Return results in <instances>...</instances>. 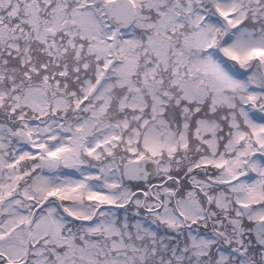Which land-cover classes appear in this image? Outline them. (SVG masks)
Here are the masks:
<instances>
[{"label": "snow or ice", "instance_id": "1", "mask_svg": "<svg viewBox=\"0 0 264 264\" xmlns=\"http://www.w3.org/2000/svg\"><path fill=\"white\" fill-rule=\"evenodd\" d=\"M0 264H264V0H0Z\"/></svg>", "mask_w": 264, "mask_h": 264}]
</instances>
